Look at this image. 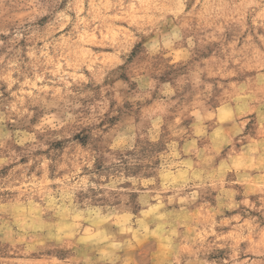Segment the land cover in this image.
Here are the masks:
<instances>
[{"label": "clouds", "instance_id": "1", "mask_svg": "<svg viewBox=\"0 0 264 264\" xmlns=\"http://www.w3.org/2000/svg\"><path fill=\"white\" fill-rule=\"evenodd\" d=\"M0 264H264V0H0Z\"/></svg>", "mask_w": 264, "mask_h": 264}]
</instances>
